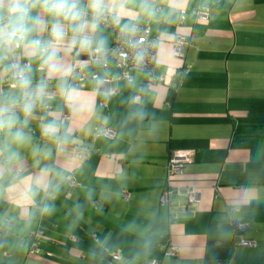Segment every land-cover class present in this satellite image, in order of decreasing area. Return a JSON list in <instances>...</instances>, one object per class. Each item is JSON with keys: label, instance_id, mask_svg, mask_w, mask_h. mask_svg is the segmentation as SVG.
Here are the masks:
<instances>
[{"label": "crops", "instance_id": "obj_1", "mask_svg": "<svg viewBox=\"0 0 264 264\" xmlns=\"http://www.w3.org/2000/svg\"><path fill=\"white\" fill-rule=\"evenodd\" d=\"M177 4L173 11L163 0L156 18L139 21L158 38L157 82L146 84V73L136 71L132 81L108 83L107 73L118 74L112 63L97 71L98 80L70 77L88 105L77 112L51 81V111L67 110L63 126L71 129L70 142L59 154L51 142L39 143L37 110L29 125L32 143L52 147V156L34 166L30 148L22 149L20 177L0 179V264H150L153 258L161 264H264V0ZM199 4L210 7L207 21L194 19ZM135 5L129 0V9L138 10ZM101 30L109 45L111 28L102 24ZM177 35L190 39L183 58L173 53ZM87 59L79 57L87 62L84 71L93 67ZM184 64L190 67L181 75ZM36 67L33 62L39 79ZM6 79L0 88L7 91ZM112 86L116 92L106 94ZM101 124L114 136L94 137ZM75 146L91 149L86 160L76 157ZM174 150H191L194 160L173 177L169 207L159 201ZM45 165L64 177L71 172L78 185L50 175V186L29 199L27 187L35 188ZM10 184L16 185L12 191ZM189 189L197 201L187 200ZM45 205L52 211L43 212ZM237 221L247 223L238 234L255 245H236ZM36 227L44 231L42 251L29 255L26 236ZM164 240L176 247L175 254L163 256ZM111 251L119 259L111 260Z\"/></svg>", "mask_w": 264, "mask_h": 264}, {"label": "clouds", "instance_id": "obj_2", "mask_svg": "<svg viewBox=\"0 0 264 264\" xmlns=\"http://www.w3.org/2000/svg\"><path fill=\"white\" fill-rule=\"evenodd\" d=\"M128 4L129 0H0V84L5 78L9 83L7 91L0 88V179L20 177L22 149L30 148L34 166L52 156V147L32 143L29 125L37 110L44 113L39 123L41 137L55 145L57 154L65 151L71 129L64 128L59 110L49 111L55 95L49 91L50 83L57 82L56 94L70 108L77 112L87 109V102L69 84V78L78 67L87 65L79 60L81 54L104 65L107 38L101 25H115L123 42L135 48L133 39L141 17L153 19L159 14L156 0H136V11ZM167 4L173 11L178 6L177 0H167ZM125 18L127 22L121 23ZM22 58L27 63L21 64ZM135 60H143L142 52H135ZM33 62L41 74L39 79H34ZM50 175L66 179L45 165L35 179V188L27 187L29 199L50 186ZM15 188L10 184L8 191ZM42 211L49 213L52 206L45 205Z\"/></svg>", "mask_w": 264, "mask_h": 264}, {"label": "built area", "instance_id": "obj_3", "mask_svg": "<svg viewBox=\"0 0 264 264\" xmlns=\"http://www.w3.org/2000/svg\"><path fill=\"white\" fill-rule=\"evenodd\" d=\"M162 2L163 0H156V4L158 6L159 12L161 11L160 8H162ZM194 12V19L198 21H207L208 18H210V7L208 6H202L199 4L196 6ZM181 18H183V15L181 14L179 16L180 21ZM105 25L109 26L111 28V41L109 45H107V51L105 53V63L104 65H98L94 60H91L88 56V63L92 65L93 67L90 70H85L82 67H78L75 70L74 77H77V79L80 82H85L88 80H97L94 79V77L99 78L97 71H107L110 67V64L112 63L118 70V74L113 76L110 74H106L104 81L110 83L113 79H123L126 81H132L133 73L136 71H142L146 73V84L151 85L158 81L155 68H154V61L156 56V49H157V43L158 38L154 36H150V28L149 24L147 22H139L138 23V31L133 39V45L135 48H133L130 45H126L123 40L121 39L119 29L112 25L111 23H105ZM190 43V39H187L183 35H177L173 41V53L174 56L178 58H183V48L185 45ZM139 51L143 54V60L140 63H137L135 60V52ZM126 54V55H125ZM27 63V60L21 59V64ZM189 65L184 64L182 67L178 70L181 75L183 73L188 72ZM41 78V76H40ZM6 84L9 86V83L6 79ZM49 91L54 93L53 89L49 88ZM116 92L115 87H109L106 94H112ZM55 94V93H54ZM52 108V107H51ZM51 108L49 111H51ZM39 111V122L41 117L44 115L43 112ZM69 116L67 113V110L62 108L60 110V119L65 122V120H68ZM94 137L98 135H104L107 137H113L114 131L111 127L107 126L106 124H101L97 126L94 129ZM36 140L40 143L43 142L44 139L41 137V135H36ZM74 147V146H73ZM76 147V146H75ZM76 149H79L77 152L78 159L80 161H84L87 159V156L89 155L91 149L88 147H76ZM194 160V155L191 150H174L173 152H169L168 160L166 165V176L164 180L163 187L161 189L160 194V201L162 204L171 206L172 205V195L174 193L175 186L172 183L173 177L176 175H179L182 173L185 164L190 163ZM65 181L68 183L70 187H74L78 185V182L74 175L70 172L66 176ZM70 190H68L65 194L67 197L70 196ZM123 194L127 195V192L123 190ZM48 197H52V194L48 192ZM188 201H197L198 200V194L193 189L188 190ZM97 202L94 203L96 205ZM233 228V235H234V241L236 242L237 246H252L255 245V242L251 239L243 237L241 234H238L242 231H244L247 228V223L242 221H237L232 223ZM41 227H36L35 229H32L27 233V240L29 244L28 254L29 255H37L39 254L42 249L40 246V242L43 238L44 231ZM2 232L9 231L8 228H1ZM94 236V235H93ZM161 247L163 250V256L167 255H173L177 252V249L174 245H172L168 240H164V242L161 243ZM111 260L119 259V254L117 252L111 251ZM160 258H153L150 260V264H161Z\"/></svg>", "mask_w": 264, "mask_h": 264}]
</instances>
